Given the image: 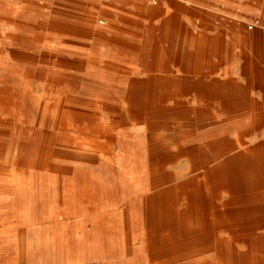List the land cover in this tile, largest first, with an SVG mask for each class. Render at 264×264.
I'll return each instance as SVG.
<instances>
[{
  "label": "bare ground",
  "instance_id": "bare-ground-1",
  "mask_svg": "<svg viewBox=\"0 0 264 264\" xmlns=\"http://www.w3.org/2000/svg\"><path fill=\"white\" fill-rule=\"evenodd\" d=\"M86 64L55 101H0V263L264 264V144L201 101L219 80Z\"/></svg>",
  "mask_w": 264,
  "mask_h": 264
},
{
  "label": "rangeland",
  "instance_id": "rangeland-1",
  "mask_svg": "<svg viewBox=\"0 0 264 264\" xmlns=\"http://www.w3.org/2000/svg\"><path fill=\"white\" fill-rule=\"evenodd\" d=\"M55 1L8 0L5 13L9 16L7 20L13 24L6 23L7 20L0 15V54L9 63L10 68H14L19 83L15 85L5 82L8 68L6 71L0 69V101H21L22 98L23 101H36L37 98L55 101L65 83L52 79L65 76L66 83L73 80L82 82L88 68L86 59L93 56L109 71L116 69L130 72L143 66L158 70L163 69L167 61H174L173 58L163 56L168 53L167 49L165 50L166 43H163V35L173 28L163 21V12L153 19L137 6L118 9L113 0L99 3L102 5L100 9L95 7L99 5L94 3L96 0H88L81 5L65 4L63 0ZM141 1L147 2L153 9L162 10L163 0ZM12 6L15 8H11ZM94 18L97 25L91 23ZM50 21H55L51 29L48 26ZM174 28L181 29L179 26ZM120 75L116 74L117 77ZM178 76L184 78L185 75ZM22 79L24 81L21 83ZM116 80L118 81L117 78ZM83 84L84 87L91 85L87 82ZM112 85L115 86V83ZM6 86L11 87L15 95L8 94L5 91ZM201 101H216L224 105L222 98L218 96ZM171 103L172 101H168L166 105ZM226 104L227 121L231 127L229 137L234 140L241 135L245 148L249 151L256 144L263 145L264 101H226ZM174 123L172 122L171 126L174 127ZM261 164L264 167V159ZM262 184L264 185V179ZM262 189L264 190V186ZM259 215L264 230V210L259 212ZM19 241L18 238L7 236L0 246L2 249L20 246ZM0 264L16 262L6 261Z\"/></svg>",
  "mask_w": 264,
  "mask_h": 264
},
{
  "label": "crops",
  "instance_id": "crops-1",
  "mask_svg": "<svg viewBox=\"0 0 264 264\" xmlns=\"http://www.w3.org/2000/svg\"><path fill=\"white\" fill-rule=\"evenodd\" d=\"M63 1L81 5L88 0ZM0 3V15L7 20L8 0ZM113 3L118 9L137 6L153 19L163 12V21L173 27L163 35L168 51L163 56L174 61H167L163 69L144 66L125 71L128 76L163 73L192 75L197 79V73L206 72L210 79L219 80L208 97L264 101V0H163L162 10L153 9L141 0H113ZM100 4L95 5L96 9H100ZM6 23L13 24L8 20ZM54 25L55 21L48 22L49 29ZM178 26L181 29L174 28Z\"/></svg>",
  "mask_w": 264,
  "mask_h": 264
}]
</instances>
